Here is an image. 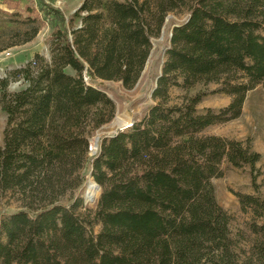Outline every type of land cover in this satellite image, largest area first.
<instances>
[{
	"label": "trees",
	"instance_id": "trees-1",
	"mask_svg": "<svg viewBox=\"0 0 264 264\" xmlns=\"http://www.w3.org/2000/svg\"><path fill=\"white\" fill-rule=\"evenodd\" d=\"M39 5L19 19L5 13L16 23L6 47L33 41L49 19L60 28L50 36L49 62L35 55L0 77L6 114L0 201L17 204L0 218V264H264V198L235 194L251 217L247 240L231 232L232 216L217 203L211 183L222 177L223 163L254 170L261 157L242 142L201 135L237 119L247 92L258 85L264 91V0H83L68 19ZM179 11L188 18L172 29L151 95L155 104L140 121L103 139L94 155L95 210H83L79 198L64 205V179L86 162L85 128L98 129L115 113L112 100L85 78L133 88L151 38ZM20 79L27 87L9 93ZM199 83L220 84L229 105L199 113L203 94L169 104L172 88ZM82 179L69 184L71 193ZM93 187L88 179L90 195Z\"/></svg>",
	"mask_w": 264,
	"mask_h": 264
},
{
	"label": "rangeland",
	"instance_id": "rangeland-1",
	"mask_svg": "<svg viewBox=\"0 0 264 264\" xmlns=\"http://www.w3.org/2000/svg\"><path fill=\"white\" fill-rule=\"evenodd\" d=\"M82 1L56 0L59 4L53 7L48 5V7L58 10L65 19H68L80 6ZM39 6V3L35 4L27 0H0V77L16 69L25 67L29 62L33 61L35 55L43 57L47 62L50 61V36L55 29L60 28V24L55 20H47L33 41L16 47H6L15 40L11 34H13V30L16 28V23L8 21L5 13L13 14L15 15L14 19H19L20 17L27 16V8L38 10ZM187 18L188 13L185 11L169 13L166 16L159 36L153 37L150 40L152 44L150 55L139 80L133 88L125 89L120 82L85 78L88 86L100 90L112 100L115 106V113L108 123L98 129L92 130L89 126L85 128L88 140L86 162L80 172L74 173L70 179L68 177L64 179V183H66L64 187L66 190L64 205H68L70 198H79L82 200L83 210H95L100 191L96 192L93 203H86L84 201V185L88 179L95 182L91 177V163L97 152L96 145L99 148L101 141L112 135L115 128L110 127L109 124L115 118L134 124L140 121L155 104L151 95L165 62V53L170 45V34L174 26L183 24ZM6 52L10 53L9 57L5 56ZM64 72L68 75H74V72L70 68H66ZM26 87L27 83L20 79L10 83L8 92L16 93ZM221 88L220 84L214 83H199L190 90L174 87L169 92V104L179 106L185 98L193 97L196 94H203L201 102L196 106L197 111L199 113L206 109L217 111L227 107L231 101L230 96L218 91ZM5 123L6 114L0 107V145L2 143ZM201 135L217 136L242 142L247 144L252 151L258 153L261 157L260 161L255 165L254 170H251L248 166L233 168L227 163H223L221 165L222 177L211 180L217 203L232 216L231 232L233 235L242 232L246 236V239L249 240L252 237H250L246 225L250 222L251 217L249 214L241 212L235 194H246L264 198V91L262 85H258L253 90L247 92L241 115L237 119L208 127ZM79 176H83L82 184L74 193H71L69 186H73ZM252 176H255V183L252 181ZM16 210L17 204L12 200L3 199L0 201V218L4 214L8 215ZM99 230V225L94 226L93 235H96ZM242 246H244V249H247V245Z\"/></svg>",
	"mask_w": 264,
	"mask_h": 264
},
{
	"label": "water",
	"instance_id": "water-1",
	"mask_svg": "<svg viewBox=\"0 0 264 264\" xmlns=\"http://www.w3.org/2000/svg\"><path fill=\"white\" fill-rule=\"evenodd\" d=\"M176 27V26H174ZM173 27V28H174ZM172 33L170 34V38H171ZM132 124H130L129 126L126 127H121L120 123H119V119L115 118L113 122H111L109 124L110 127L115 128V130L113 131L112 135H110L109 137H113L114 135H117L120 132H123L124 130L128 129ZM98 150V146L96 145V151ZM86 184L84 185V201L86 203H93L94 202V195H90L86 190H85ZM94 189L96 192L100 191V187L98 184H96L94 182Z\"/></svg>",
	"mask_w": 264,
	"mask_h": 264
},
{
	"label": "built area",
	"instance_id": "built-area-1",
	"mask_svg": "<svg viewBox=\"0 0 264 264\" xmlns=\"http://www.w3.org/2000/svg\"><path fill=\"white\" fill-rule=\"evenodd\" d=\"M29 2H33V3H43L45 5H49V6H54L56 4H59L58 2H56V0H27ZM6 57H9L10 56V53L6 52L5 54Z\"/></svg>",
	"mask_w": 264,
	"mask_h": 264
},
{
	"label": "bare ground",
	"instance_id": "bare-ground-1",
	"mask_svg": "<svg viewBox=\"0 0 264 264\" xmlns=\"http://www.w3.org/2000/svg\"><path fill=\"white\" fill-rule=\"evenodd\" d=\"M119 123H120V126L121 127H126V126H129L130 125V123L128 122V121H126V120H120L119 119ZM93 189H94V187H93ZM85 190H86V188H85ZM87 191V190H86ZM88 192V191H87ZM94 192H95V194H96V191H95V189H94ZM89 193V192H88ZM95 196V195H94Z\"/></svg>",
	"mask_w": 264,
	"mask_h": 264
}]
</instances>
